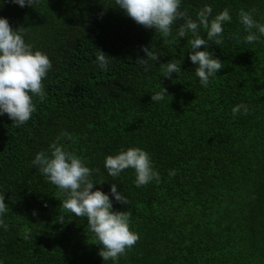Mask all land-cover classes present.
Segmentation results:
<instances>
[{
    "label": "trees",
    "instance_id": "obj_1",
    "mask_svg": "<svg viewBox=\"0 0 264 264\" xmlns=\"http://www.w3.org/2000/svg\"><path fill=\"white\" fill-rule=\"evenodd\" d=\"M205 3L213 15L226 7L232 15L223 43L209 41L224 67L208 87L188 58L191 33L173 42L182 21L165 37L114 0L0 4V16L53 65L46 98L36 101L29 121L17 127L0 115V193L9 206L8 227L0 228L5 264H113L98 254L86 218L60 206L64 193L31 164L62 130L72 139L61 142L103 180L95 187L108 192L117 183L128 197V204L113 201V209L131 213L139 239L118 264H264V36L246 43L238 19L244 9L264 23V0H182L181 8L195 18ZM144 47L159 57L147 73L136 61ZM99 50L109 56L107 71L94 62ZM173 58H183L182 72L166 78L159 66ZM161 86L169 96L152 101ZM241 102L250 111L233 116ZM130 146L149 152L158 183L137 187L132 169L107 174L105 155Z\"/></svg>",
    "mask_w": 264,
    "mask_h": 264
},
{
    "label": "clouds",
    "instance_id": "obj_2",
    "mask_svg": "<svg viewBox=\"0 0 264 264\" xmlns=\"http://www.w3.org/2000/svg\"><path fill=\"white\" fill-rule=\"evenodd\" d=\"M4 0H0L2 4ZM20 7L33 6L37 0H10ZM182 0H114V5L131 17L137 24L162 33L165 37L172 36L173 26L178 24L173 42L178 38L191 37L187 40L190 51L188 58L194 66V75L198 77L202 87H208L211 78L217 76L218 70L224 67L219 58L209 51V41L221 45L224 40V25L232 21V15L226 7L213 15L211 4L205 3L196 13L195 18L187 8H181ZM238 19L246 35V43H253L264 36V23L254 18L252 11L240 9ZM204 30L205 35H201ZM201 46H204L201 49ZM144 56L136 61L143 66L145 73L158 60V53L144 47ZM184 58V57H183ZM175 58L160 64L161 75L170 78L173 73L182 72L181 63ZM95 64L101 71H107L110 60L103 51H98ZM52 61L46 52L34 48L27 42L20 28H12L7 17L0 16V115L12 120L15 126L24 125L37 110L36 101L46 98L44 80L52 70ZM167 89L160 87L151 94V100H165ZM233 116L247 114L250 109L241 102L231 109ZM63 139H72V134L62 130L47 150L34 154L31 164L51 184L57 186L65 198L61 205L76 217L87 220V228L94 235L96 244L100 245L98 254L103 261L111 260L118 264L119 258L137 242L139 234L130 228L131 213L128 210H114L113 201L128 204V197L118 191L117 183H112L108 192L95 185L101 183L93 178L96 169L91 168L76 152L69 150ZM104 168L113 178L119 177L126 169H132L137 187L149 182L160 181V173L153 166L149 152L138 146L121 148L104 157ZM175 172H170L174 175ZM9 206L5 202L4 193H0V228H7L5 214ZM36 215V210H33ZM61 216L59 220L63 221ZM0 264H5L0 258Z\"/></svg>",
    "mask_w": 264,
    "mask_h": 264
}]
</instances>
